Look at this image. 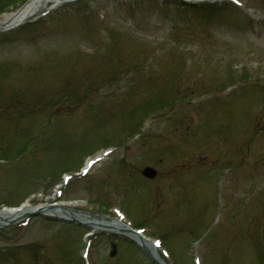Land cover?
<instances>
[{
    "label": "rangeland",
    "instance_id": "obj_1",
    "mask_svg": "<svg viewBox=\"0 0 264 264\" xmlns=\"http://www.w3.org/2000/svg\"><path fill=\"white\" fill-rule=\"evenodd\" d=\"M24 1L0 0V15ZM241 3L76 0L0 31V210L78 200L77 215L112 220L118 208L162 239L167 264H264V0ZM23 219L0 225V264H86L89 225ZM102 230L90 264H153Z\"/></svg>",
    "mask_w": 264,
    "mask_h": 264
},
{
    "label": "bare ground",
    "instance_id": "obj_2",
    "mask_svg": "<svg viewBox=\"0 0 264 264\" xmlns=\"http://www.w3.org/2000/svg\"><path fill=\"white\" fill-rule=\"evenodd\" d=\"M67 0H27L25 4H23L18 9L5 13L0 16V30H3L5 28L15 26L18 24L23 23L26 21L29 17L33 16L38 12V10L42 9L44 6H47L48 4H53V6L60 5L63 2H66ZM81 203V202H80ZM79 205V201H70L69 203H50L48 205H43L39 207H30L28 204L23 203L18 207H6L2 211H0V224L5 221H16L21 219L23 216L27 215L30 212L34 211H42L44 213L47 212V214L59 216L68 218L69 216L74 218H79L83 221L88 222L91 224L90 230H96V229H108V230H116L118 232H123L124 234H127L128 236H134L133 234L128 233V230L125 228V224H123L122 217L119 216V218H114L112 220H107L103 218H92L88 217V215H77L73 212V209L68 208L76 207ZM91 233V232H90ZM137 237V236H136ZM140 237V243L142 246H145L152 257L155 258L156 261L159 263L162 262L160 257L157 256V251L149 246L147 244V240L143 239L142 236Z\"/></svg>",
    "mask_w": 264,
    "mask_h": 264
},
{
    "label": "water",
    "instance_id": "obj_3",
    "mask_svg": "<svg viewBox=\"0 0 264 264\" xmlns=\"http://www.w3.org/2000/svg\"><path fill=\"white\" fill-rule=\"evenodd\" d=\"M142 173H144L145 175H147L149 177H153L155 175V171L150 169V168H146L144 170V172H142Z\"/></svg>",
    "mask_w": 264,
    "mask_h": 264
}]
</instances>
